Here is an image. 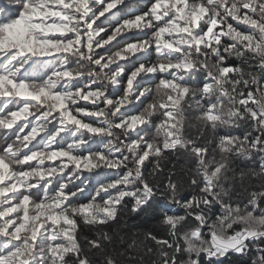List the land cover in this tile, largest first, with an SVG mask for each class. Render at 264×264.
Segmentation results:
<instances>
[{
    "label": "snow or ice",
    "instance_id": "snow-or-ice-1",
    "mask_svg": "<svg viewBox=\"0 0 264 264\" xmlns=\"http://www.w3.org/2000/svg\"><path fill=\"white\" fill-rule=\"evenodd\" d=\"M128 201L155 233L105 231ZM229 256L264 264V0L0 3V264Z\"/></svg>",
    "mask_w": 264,
    "mask_h": 264
},
{
    "label": "trees",
    "instance_id": "trees-1",
    "mask_svg": "<svg viewBox=\"0 0 264 264\" xmlns=\"http://www.w3.org/2000/svg\"><path fill=\"white\" fill-rule=\"evenodd\" d=\"M4 0H0L3 3ZM191 134L196 133V126L193 125L189 130ZM187 194V193H186ZM161 199L162 197H157ZM131 201H128V208L120 214L116 221L111 222L105 231L111 232L113 235L124 237L126 235H135L147 230H152L154 233L159 229L157 217L158 211L155 206L153 208H145L140 212H131ZM95 229L86 225L81 227V239L84 236L94 235ZM225 264H241L240 258L235 256H229L225 258Z\"/></svg>",
    "mask_w": 264,
    "mask_h": 264
}]
</instances>
